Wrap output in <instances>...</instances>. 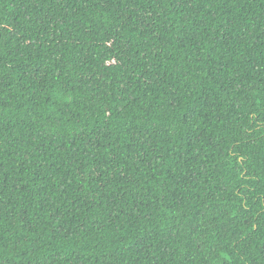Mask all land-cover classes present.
Wrapping results in <instances>:
<instances>
[{
    "label": "trees",
    "instance_id": "obj_1",
    "mask_svg": "<svg viewBox=\"0 0 264 264\" xmlns=\"http://www.w3.org/2000/svg\"><path fill=\"white\" fill-rule=\"evenodd\" d=\"M0 264H264V0H0Z\"/></svg>",
    "mask_w": 264,
    "mask_h": 264
}]
</instances>
